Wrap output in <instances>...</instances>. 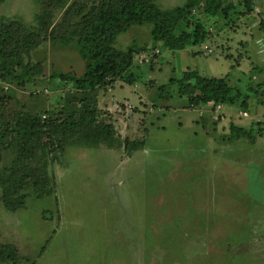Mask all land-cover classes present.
Returning a JSON list of instances; mask_svg holds the SVG:
<instances>
[{
    "label": "rangeland",
    "instance_id": "rangeland-1",
    "mask_svg": "<svg viewBox=\"0 0 264 264\" xmlns=\"http://www.w3.org/2000/svg\"><path fill=\"white\" fill-rule=\"evenodd\" d=\"M185 1L156 0L164 9ZM64 11L53 0H0V17L30 27L40 15L59 25ZM206 22L210 36L203 44L161 47L159 61L139 66L143 81L98 93L100 119L142 145L66 146L49 162L54 193L30 194L17 211L4 207L0 189V243L17 248V261L0 264H264V132L256 126L241 138L231 132L232 124L249 128L251 115L264 121V93L250 92L252 110L237 118L240 112L227 106L188 107L175 84L165 87L169 98L158 90L185 69L228 76L246 89L249 76L252 84L264 81V0H253V10L233 20ZM150 30L149 23L132 26L116 46L150 44ZM30 59L39 66L33 82L0 83V116L75 113L84 92L52 74H82L76 43L48 38ZM14 156L5 151L0 166Z\"/></svg>",
    "mask_w": 264,
    "mask_h": 264
},
{
    "label": "trees",
    "instance_id": "trees-1",
    "mask_svg": "<svg viewBox=\"0 0 264 264\" xmlns=\"http://www.w3.org/2000/svg\"><path fill=\"white\" fill-rule=\"evenodd\" d=\"M53 1L65 7L64 20L59 25L50 26L46 15L39 16L36 27L0 17V83L7 80L22 85L33 82L39 74V66L32 63L31 55L49 38L62 44L76 43L84 63L82 74L58 71L52 77L71 83L81 91L80 95L84 94L78 99L77 111L64 118H47L46 115L42 118L41 113L24 110L12 117L0 116V163L5 151L11 148L15 152L9 165L0 166L1 200L9 211L25 208L30 194L43 198L54 193L57 182L49 171V162L65 152L66 146L104 143L110 148L124 146L131 150L143 144L122 138L110 121L100 119V91L143 81L139 66L144 61H149L151 66L159 61L161 47L183 50L206 42L210 36L207 18L229 21L253 10V0H186L167 9L157 5L156 0H78L69 5L68 0ZM146 23L151 24L150 44L132 43L125 49L116 46L119 34ZM150 50L152 55L139 56ZM250 79L249 76L246 89L230 83L228 76L205 77L197 69H185L168 84H161L158 90L161 97L169 98L172 95L164 91L165 87L175 84L176 92L187 98L188 107L212 106L213 111L221 105L236 112H249L252 110L250 92L264 93V81L252 84ZM117 105L118 108L124 106L123 102ZM124 107L126 112V105ZM251 117L253 123L249 128L232 124L231 132L235 137L248 136L254 126L264 132V121L260 120L263 115ZM10 260L17 261L16 246L0 243V263Z\"/></svg>",
    "mask_w": 264,
    "mask_h": 264
},
{
    "label": "built area",
    "instance_id": "built-area-1",
    "mask_svg": "<svg viewBox=\"0 0 264 264\" xmlns=\"http://www.w3.org/2000/svg\"><path fill=\"white\" fill-rule=\"evenodd\" d=\"M239 112H240V114H237L238 116L236 115L237 118L238 117H240V118H246V116L248 115V111L240 110ZM260 120H261V118H260Z\"/></svg>",
    "mask_w": 264,
    "mask_h": 264
}]
</instances>
